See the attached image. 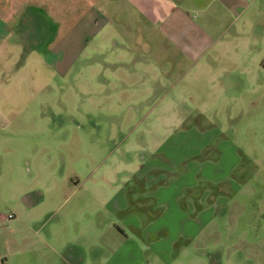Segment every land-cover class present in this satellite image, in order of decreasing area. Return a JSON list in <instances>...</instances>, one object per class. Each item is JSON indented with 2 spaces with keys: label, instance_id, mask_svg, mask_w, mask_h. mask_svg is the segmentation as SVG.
Instances as JSON below:
<instances>
[{
  "label": "rangeland",
  "instance_id": "374dc122",
  "mask_svg": "<svg viewBox=\"0 0 264 264\" xmlns=\"http://www.w3.org/2000/svg\"><path fill=\"white\" fill-rule=\"evenodd\" d=\"M205 7L187 10L205 42L145 26L138 45L91 44L63 78L12 34L0 55L9 264H264V218L249 211L264 209V30H238L259 17L248 10L212 25ZM238 32L245 70L228 76ZM244 230L255 258L238 249Z\"/></svg>",
  "mask_w": 264,
  "mask_h": 264
},
{
  "label": "crops",
  "instance_id": "0c3cea01",
  "mask_svg": "<svg viewBox=\"0 0 264 264\" xmlns=\"http://www.w3.org/2000/svg\"><path fill=\"white\" fill-rule=\"evenodd\" d=\"M261 3V0H0V55L2 59L7 57L5 56L6 45L14 34V39L10 43L25 46V48L27 46L31 52L36 53L44 49L50 60L55 59V75L63 78L83 52L91 47V44L93 51L100 52L105 50L106 43L113 38L122 39L127 43L130 40L132 43L137 42L138 45L148 38V34L140 35V31L145 26L161 30L162 33L159 34L164 38L166 37L164 33L168 29L171 30L169 36H177L178 39L185 38L186 33L184 32L190 30L192 40L205 42L209 39L208 35L197 31L201 29L187 12L189 10L196 13L201 11L199 9L203 6H206L207 10L209 7L212 8L210 14L213 15L210 23L212 25L221 20L222 24L225 22L227 27H232L235 24L228 21L226 17L236 11L243 15L248 10L253 16L259 15V17L255 16L249 22L238 21V30H257L260 27L264 30V26L259 22L263 19L262 13L264 15V5ZM218 12L222 14V18H219L221 14ZM69 15H72L71 19ZM138 15H141V18L134 21L133 18ZM73 17L75 18L72 20ZM31 25H35L33 30ZM134 29L139 31V34L136 33L137 40H135ZM23 33L32 41L23 40L21 36ZM244 35L246 34L238 32L234 34V38H230L231 43L234 44L232 45L234 50H237L235 56L233 54L228 57L231 61L228 67L223 69L228 76L234 73L243 74L245 70V66L239 65L240 59L242 63L246 61L245 54H241L246 51L244 41L247 39ZM115 46H119V43L116 42ZM26 102H13L12 105L22 109L27 107ZM244 195L253 197L252 194ZM262 199L264 205V198ZM252 207L253 210L249 211L254 220L261 216L264 218L263 208L256 207L254 203ZM246 210L245 205L239 212L245 214ZM0 217L6 224H10L15 218L14 216L12 220H8L6 216ZM256 227L253 225L255 233L257 232ZM247 235L244 230L240 236L242 239L238 249L241 253L248 249V257L255 258V255L249 252L254 245L249 240L246 243ZM245 244L246 247L243 248ZM8 261L7 255H0V264H9ZM245 264L261 263L258 261Z\"/></svg>",
  "mask_w": 264,
  "mask_h": 264
},
{
  "label": "trees",
  "instance_id": "16d2710c",
  "mask_svg": "<svg viewBox=\"0 0 264 264\" xmlns=\"http://www.w3.org/2000/svg\"><path fill=\"white\" fill-rule=\"evenodd\" d=\"M261 67L264 69V59L261 62Z\"/></svg>",
  "mask_w": 264,
  "mask_h": 264
}]
</instances>
